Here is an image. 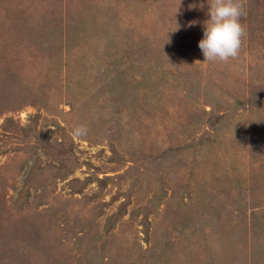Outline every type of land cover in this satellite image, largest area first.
Returning <instances> with one entry per match:
<instances>
[{"label":"rangeland","instance_id":"374dc122","mask_svg":"<svg viewBox=\"0 0 264 264\" xmlns=\"http://www.w3.org/2000/svg\"><path fill=\"white\" fill-rule=\"evenodd\" d=\"M210 2L0 0V264H264V0L226 62Z\"/></svg>","mask_w":264,"mask_h":264},{"label":"clouds","instance_id":"9594fccd","mask_svg":"<svg viewBox=\"0 0 264 264\" xmlns=\"http://www.w3.org/2000/svg\"><path fill=\"white\" fill-rule=\"evenodd\" d=\"M207 15L208 19L203 23V37L198 43L205 61L226 62L235 58L244 35L241 18L246 15L240 0H211ZM196 23L192 21L190 26ZM87 131L83 125L76 126L72 135L83 137Z\"/></svg>","mask_w":264,"mask_h":264},{"label":"trees","instance_id":"16d2710c","mask_svg":"<svg viewBox=\"0 0 264 264\" xmlns=\"http://www.w3.org/2000/svg\"><path fill=\"white\" fill-rule=\"evenodd\" d=\"M9 222H12L11 220ZM29 228H31L33 226V223H29ZM1 230H4L1 226H0V236H1V233H3V231Z\"/></svg>","mask_w":264,"mask_h":264}]
</instances>
